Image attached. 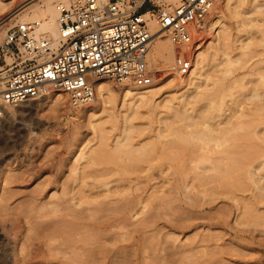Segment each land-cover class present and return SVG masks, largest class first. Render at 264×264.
<instances>
[{"label": "rangeland", "instance_id": "1", "mask_svg": "<svg viewBox=\"0 0 264 264\" xmlns=\"http://www.w3.org/2000/svg\"><path fill=\"white\" fill-rule=\"evenodd\" d=\"M256 1L264 7V0ZM224 2L188 52L192 59L196 53L202 57L201 79L210 85L203 111L187 108L185 116L172 119L161 105L156 109L160 113L122 108L124 88L107 78L97 81L109 84L115 94L103 104L95 96L89 105L74 108L65 93L52 88L61 100L52 101L46 94L6 107L0 118V194L6 188L11 191L12 208L0 212V228L5 226L0 230L15 242L10 253L0 248V264H42L54 257L53 250L34 254L42 241L41 226L25 222L16 230L9 220L23 216L31 197L39 201L33 211L36 218L48 220L53 211L45 201L76 185L84 186L85 192L78 189L81 194L91 195L88 188L97 185L100 198L106 194L103 214L89 217L90 225L73 243L72 256L79 258L86 247L93 257L90 264H102L101 249L113 251L114 246L119 249L117 264H264V21L255 23L257 30L254 24L245 26ZM11 13L6 11L5 17ZM164 67L154 83L160 86L154 102L166 96L167 102L177 104L188 90L172 80H185L188 74L179 76ZM85 108L92 109L85 113ZM151 128L154 134L148 138ZM103 136L112 147L94 165L85 162ZM249 143L257 149L252 144L250 149ZM136 163L147 175L139 173L135 179ZM101 167L111 173L100 176ZM102 177L103 183L98 182ZM51 192L57 196L48 198ZM128 202L135 218L122 220ZM70 207L78 213L85 205ZM99 215L121 223L103 229Z\"/></svg>", "mask_w": 264, "mask_h": 264}, {"label": "built area", "instance_id": "2", "mask_svg": "<svg viewBox=\"0 0 264 264\" xmlns=\"http://www.w3.org/2000/svg\"><path fill=\"white\" fill-rule=\"evenodd\" d=\"M222 2L64 0L56 3V45L37 35L38 20L9 24L0 43V118L7 106L44 97L47 87L65 93L76 108L94 101L101 78L120 87L152 85L159 70L149 52L161 34L177 50L169 69L188 74L192 59L186 49L197 46Z\"/></svg>", "mask_w": 264, "mask_h": 264}, {"label": "bare ground", "instance_id": "3", "mask_svg": "<svg viewBox=\"0 0 264 264\" xmlns=\"http://www.w3.org/2000/svg\"><path fill=\"white\" fill-rule=\"evenodd\" d=\"M61 1H64V0H0V36L6 32L7 25L10 24L13 20H15V22L38 20L40 22V25L36 30L37 35L49 37L50 39L53 40L54 45H56L57 44V38H58V30H57V25H56V17H57L56 3L61 2ZM101 1H104V0H101ZM224 3H225L224 7L227 9V11L229 10V12H231L233 15H237V16L242 17L241 21H242V23L245 24V26H247V25L250 26V24L251 25L254 24L252 26H253L254 30H257L258 29L257 24H255V23L264 21V7L261 8L260 3H258L257 1L255 2V0H225ZM11 6H13V7H11ZM9 10L12 13L8 17H5V12L9 11ZM217 13L219 14L220 12H217ZM220 28H221V26L219 25V26L215 27V30L219 31ZM251 28L252 27H250V30H251ZM248 29H249V27H248ZM237 46H239V45H237ZM186 51L188 53L190 51V48L186 49ZM176 53H177V50L174 47V45L171 43V41L168 39V37L164 36V34H161L153 40L152 45H151V49L149 52V56H150L151 62L154 65L158 66V70H160L163 66H165V67L167 66V69L171 67V65L173 63L174 56ZM197 54L198 53L194 54L193 59L191 58L192 59V67L188 73L187 78L185 80H181L178 78L177 79L175 78L172 80L173 83H175L174 85H178L177 87H179V86L185 87L188 90L186 95L184 94L185 96L184 97L182 96L183 97V98H181L182 100H179V102H177V104H173V103L171 104V103L167 102L166 96H165V98H162V99L154 102V96L157 95V93L159 91V87H160V86H156V84H154L157 80H159L161 78L160 74L158 73V78L155 79L153 84L150 86L136 87V89H134L135 87L130 89V86H123L124 90H123L122 96L120 98V103H121L120 107L123 108V107L127 106L128 108L135 110L136 112H139V113L140 112L142 113V111H144V109L146 112H149L152 110L154 113H160L163 111H161V110L157 111L156 109H157V107H159L161 105L160 108H164L163 106H165V109H163V110H166L167 114H171L172 119L178 118L179 116H183L182 114H184V116H185V112H187V108H190L194 112H197V108H199V110L203 111L205 109V105H207L206 107H208V103H209L208 100L211 96V92L209 91L210 89L208 88L210 85L207 87V84H208L207 81L205 83V79L204 78L201 79L202 74H203L202 68H203L204 64H202L203 63L202 57L197 55ZM165 67H164V69H166ZM186 75H184V76H186ZM181 83H183V84H181ZM180 87H179V89H180ZM51 89H52L51 87H47V89H46L47 98H50V100H52V101L53 100L54 101L61 100V98H62V97H60L61 94L54 92ZM95 89L97 90V95H96L97 98L96 99L102 104L111 101L114 97L115 93H114L113 88H111V86L109 84H106L104 81L99 80V81L95 82ZM23 103H25V102H23ZM188 104H190V105H188ZM91 109L92 108H85L82 111L85 113H88L89 111H91ZM12 113H13L12 111H11V113L9 112V114H12ZM159 126H158V128L160 129L161 125H159ZM155 128H157V127H155ZM158 128H157V130H158ZM149 130H152V128L148 129L147 134L144 132L146 134V137L148 136V138L150 137L151 132H152ZM155 130H154V132H155ZM104 137L105 136L100 138V141H98L99 142L98 146L97 145L95 146L96 148L91 149V151L85 157V160H86L85 162H89V163L91 162L94 165V161L102 159L105 156L104 153L112 147V145H111L112 142L111 143L108 142V138H106V137L104 138ZM143 139H145V138H143ZM143 139H141L140 141H142ZM113 142H115V141L113 140ZM250 144H252V143H249L248 147L250 146ZM252 145L251 146L253 149L254 144H252ZM251 146L249 147L250 149H251ZM258 147H259V145H258ZM254 148L257 149V146H255ZM250 149H248V150H250ZM256 149H254L255 151L250 150V152L253 151L252 154H255V152L257 151ZM248 154H250L249 151H248ZM226 155H227V153H226ZM219 157H220V159H222L223 157L225 158V156H219ZM250 157H251V155L249 156V158ZM217 160H219L218 157H217V159H215V161H217ZM135 165L139 166L137 168L134 166L135 169H137V170L132 169V170H134L135 174L137 173L135 179L139 178V176H141L140 175L141 173H142V176L146 174V173L143 174V171L145 169L144 166L137 165V163ZM90 167H91V165H90ZM105 169H107V168H105ZM105 169L104 168L101 169V171L99 173L100 176L104 175V174H110L111 173V172L110 173L107 172L108 169H107V171H103ZM136 171H138V172H136ZM140 171H142V172H140ZM97 172H99V171H97ZM105 172H107V173H105ZM131 173H130V175H131ZM201 173H203V172H201ZM81 175H82V173H81ZM196 176H197V173H196ZM78 180H80V178ZM81 180H82V178H81ZM98 180H99L98 182L103 183L104 178L102 177ZM75 183H77V182H75ZM81 183H83V182H81ZM102 185H105V184H102ZM76 186H73L72 189L67 190L68 192L66 191V193L63 192L64 194L62 196L56 198L53 201L52 200L45 201V205L50 204L52 207V211H53V215H51L48 220L47 219L38 220L36 218V215L33 213L36 205L39 206V204H37V203H39V201L36 197H31L30 200L27 201V204L22 209L21 214L23 216L21 218L20 217H14L13 219L11 218L9 220L11 228L16 229V230H18V228L22 225V223L25 224V222H26V224L30 223V224H33L34 226H36V225L39 227L41 226L42 230L44 231L40 237L42 239V241L40 244H38L35 247V251H34L35 253L34 254L36 255L38 250H41V253H47L50 250L54 251V257L51 259L42 260V264H88L90 262V260H92V258H93L92 254L89 251L86 252L87 249L85 250V248H86L85 246H84L85 248L83 250L86 253L84 254V251H81V252H83L81 254L82 255L84 254L83 256L81 254H79V255H81L79 258L72 256L73 253H75V251L73 252V245H74L73 243H74V239L76 238V235L78 234V232L83 231V229H84V231H86L85 228L88 225H90L88 222L89 217L95 215L96 213L103 214L101 212L104 210V206L106 205L103 198L106 196V194H104L103 197L100 198L99 193L96 190V189H98L97 188L98 185L97 186L95 185L96 187L90 186V188H88L90 191H92V192H90V193H92L91 195L90 194H88V195L81 194V192H79V190L81 191L80 188L82 187V190L84 191V189H83L84 186L81 185L78 188ZM104 188L106 190H108L107 187H104ZM7 189L8 188L4 189L5 193L0 194V212H2V214H7L8 210L12 208L8 202V199L11 196V191L7 190ZM94 189H95V192H93ZM6 190H7V192H6ZM101 192H104V191L102 190ZM54 196H57V194L51 192V194L49 195L48 198H54ZM232 197H231V199H232ZM72 204L85 205V207L83 208V210H81V212L77 213V212H73L71 210L70 205H72ZM127 204L128 205H127L126 211L124 213L126 216L124 215V218L122 220L135 218V212H134L135 210L130 206L129 202ZM102 216L99 215L98 218L100 219V217H102ZM103 219L104 220L100 221L98 224V225H101L103 227V229L111 230L112 228L117 227L119 223H121V221L118 223L117 219H113V218H109V217L104 218V216H103ZM4 228H5V226L2 225L0 229H2L4 231ZM17 233H18V231H17ZM105 236L102 237L104 240H105ZM14 242H15V238L7 235L5 232L4 233L1 232V230H0V243H3L2 244L3 246H1L0 248L3 249V251L5 253L11 252L13 245H14ZM87 248L89 250V247H87ZM95 249H98V248H95ZM95 249H94V252L96 253ZM117 249L118 248L114 246L113 251H111V250L103 247L101 249V254H100L101 256H99L101 259V260L100 259L99 260L102 262V264H117V263H119L117 260L118 259L117 257H119V256L116 257V255L119 254V253H117ZM32 254H33V252H32ZM79 255L76 254V256H79ZM71 256H72V258H71ZM97 256H95V258ZM29 257H31V255ZM43 257H45V256H43ZM75 258H77L78 260ZM74 260H75V262H74ZM119 260H121V259H119Z\"/></svg>", "mask_w": 264, "mask_h": 264}]
</instances>
